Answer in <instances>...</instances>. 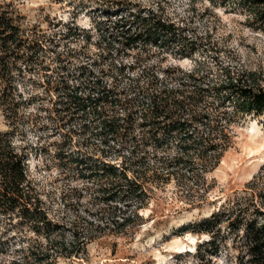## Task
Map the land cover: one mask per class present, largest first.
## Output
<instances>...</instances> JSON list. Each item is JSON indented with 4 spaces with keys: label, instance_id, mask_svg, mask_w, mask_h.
<instances>
[{
    "label": "trees",
    "instance_id": "16d2710c",
    "mask_svg": "<svg viewBox=\"0 0 264 264\" xmlns=\"http://www.w3.org/2000/svg\"><path fill=\"white\" fill-rule=\"evenodd\" d=\"M54 1L93 10L91 27L75 25V14L50 31L26 26L15 3L0 0V109L7 124L0 132V264H61L104 235L134 233L144 223L139 211L150 184L176 176L203 187L233 146L239 119L264 112L261 77L215 55V69L206 65L209 38L170 16L160 5L168 0L156 7ZM208 1L245 9L264 25V0ZM193 56L199 58L189 68L172 61ZM33 106L45 115L28 112ZM27 126L39 141L27 138ZM51 131L60 139L41 143ZM36 155L53 160L66 181L58 215L29 176L27 161ZM224 226L238 251L234 264H264L263 171L180 233L209 236L194 253L203 264L218 253L216 233ZM163 264L190 262L178 254Z\"/></svg>",
    "mask_w": 264,
    "mask_h": 264
},
{
    "label": "rangeland",
    "instance_id": "374dc122",
    "mask_svg": "<svg viewBox=\"0 0 264 264\" xmlns=\"http://www.w3.org/2000/svg\"><path fill=\"white\" fill-rule=\"evenodd\" d=\"M6 1L15 3L24 15L26 26H38L43 31H50L48 28L59 21H71L74 14V24L78 27L89 28L92 24L93 10L89 11L88 7L74 8L54 0ZM133 1L156 7V0ZM168 1L160 5L170 16L175 20L183 19L198 34L209 38L208 54L203 56L206 65L215 69L211 57L215 55L222 64L256 72L264 82V25L258 26L248 11L240 7L234 10L213 7L208 0ZM196 57L199 58L172 61L189 68ZM36 107L28 112L45 115ZM239 121L234 127L233 146L224 153L218 165L206 173L204 184L200 181L203 187L196 186L192 179L182 181L176 176L150 184L147 205L139 211L144 223L137 231L125 236L104 235L89 243L81 257L61 261V264H163L178 254L184 255L190 264H201L195 258V249L199 243H206L209 236L192 232L181 234L180 227L210 216L224 201L240 194L254 175L264 173V112L260 116H244ZM28 127L27 138L36 141L40 133L35 134ZM6 129L0 109V132ZM57 139L59 136L51 131L44 135L41 143L49 144ZM47 155L29 158V176L37 183L41 197L58 215L62 210L59 193L67 184ZM216 240L218 253L203 264H234L238 251L225 226L216 233Z\"/></svg>",
    "mask_w": 264,
    "mask_h": 264
}]
</instances>
